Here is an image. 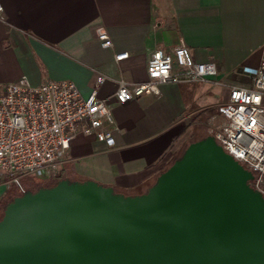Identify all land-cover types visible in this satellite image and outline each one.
Listing matches in <instances>:
<instances>
[{"label":"crops","instance_id":"1","mask_svg":"<svg viewBox=\"0 0 264 264\" xmlns=\"http://www.w3.org/2000/svg\"><path fill=\"white\" fill-rule=\"evenodd\" d=\"M0 5V91L22 76L32 85L71 80L83 96L95 90L110 106L114 144L78 133L60 173L119 192L139 194L155 181L185 145L187 121L193 131L202 124L208 131L218 99L244 82L239 69L256 65L264 49V0H0ZM101 30L111 47L100 46ZM181 43L195 60L215 62L217 73L201 83H162L157 94L116 102L118 80H147L153 50ZM121 52L127 55L115 60ZM197 112H203L200 118L193 117Z\"/></svg>","mask_w":264,"mask_h":264},{"label":"water","instance_id":"2","mask_svg":"<svg viewBox=\"0 0 264 264\" xmlns=\"http://www.w3.org/2000/svg\"><path fill=\"white\" fill-rule=\"evenodd\" d=\"M212 134L142 193L59 179L0 217V264H264V195Z\"/></svg>","mask_w":264,"mask_h":264},{"label":"built area","instance_id":"3","mask_svg":"<svg viewBox=\"0 0 264 264\" xmlns=\"http://www.w3.org/2000/svg\"><path fill=\"white\" fill-rule=\"evenodd\" d=\"M96 39L101 47L112 46L104 30L97 31ZM126 55L121 52L114 58ZM239 72L244 82L232 84L226 98L216 104L209 130L227 153L253 173L251 186L264 195V49L256 65H244ZM216 73L215 62L195 60L185 44L170 50L156 48L147 60V80L120 79L113 97L124 103L142 94H157L162 83H201ZM113 124L107 101L95 90L83 96L71 80L48 79L32 85L22 76L7 83L0 91V183H14L22 193L24 177H57L65 150L78 133L92 134L111 146Z\"/></svg>","mask_w":264,"mask_h":264},{"label":"trees","instance_id":"4","mask_svg":"<svg viewBox=\"0 0 264 264\" xmlns=\"http://www.w3.org/2000/svg\"><path fill=\"white\" fill-rule=\"evenodd\" d=\"M201 114H203V112H197L193 117H195V116H197V117H199V116H201ZM208 114H206V116H207ZM206 116H204V117H202V119L204 118H206ZM200 118V117H199ZM210 133H208V131H207V128H206V126L204 125V124H202V125H197V126H195V128H194V131L192 132V136H191V139H190V141L188 142V143H190V142H192V141H195V140H198V139H201V138H203V137H205L206 135H209ZM187 143V144H188ZM187 144L182 148V150L175 156V158H174V160L176 159V158H178L181 154H182V152H183V150H184V148L187 146ZM173 160V161H174ZM172 161V162H173ZM171 162V163H172ZM170 163V164H171ZM169 164V165H170ZM168 165V166H169ZM168 166H166L164 169H166ZM62 178H64V176L62 175V173H60L57 177H52V178H49V179H42V178H36V177H24L23 178V184H25L24 186H26V184L29 182V180H36V179H41V180H44V181H48L47 183H45L44 185H42V186H40V187H50V186H52V185H54L59 179H62ZM249 182H251V180L249 181ZM251 184V183H250ZM31 186H33L32 184L29 186V187H25L26 188V190H32V191H35V190H37L38 188H40V187H31ZM16 192H12V191H4L1 195H0V202L2 201V200H4V201H2V205L0 206V217H1V215H2V213H3V209H4V207H5V205L9 202V201H11L15 196H17V195H20L21 194V192L16 188ZM117 191V190H116ZM117 192H119V191H117ZM121 193H124V194H129V195H134V194H137V193H133V192H121ZM7 194H8V197H7ZM6 197V198H5Z\"/></svg>","mask_w":264,"mask_h":264},{"label":"rangeland","instance_id":"5","mask_svg":"<svg viewBox=\"0 0 264 264\" xmlns=\"http://www.w3.org/2000/svg\"><path fill=\"white\" fill-rule=\"evenodd\" d=\"M222 101V99H218V102L217 103H219V102H221ZM202 105V102L201 101H199L198 103H197V105H195L194 107H199V106H201ZM215 109H216V104H215ZM210 125V124H209ZM185 129H187V132H186V137H185V145L190 141V139H191V136H192V132H193V130H192V127L189 125V122L187 121V125H185ZM208 133H210L211 134V131L208 129ZM184 145V146H185ZM183 146V147H184ZM171 163V162H170ZM169 163V164H170ZM168 164V165H169ZM21 181L23 182V178L21 179ZM48 181H44V180H41V179H36V180H29V182L26 184V186L25 187H29L31 184L33 185V186H31V187H40V186H42V185H44L45 183H47ZM250 183H252V182H250ZM25 185V184H24ZM12 191V192H16L17 190H16V187H15V185H14V183H0V194H2L4 191ZM7 197H8V194H7ZM6 198V197H5ZM2 201H4V200H2ZM2 201L0 202V206L2 205Z\"/></svg>","mask_w":264,"mask_h":264}]
</instances>
